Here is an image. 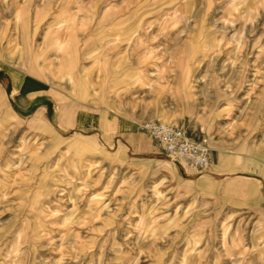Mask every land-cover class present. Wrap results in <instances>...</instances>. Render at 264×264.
<instances>
[{
    "label": "rangeland",
    "instance_id": "374dc122",
    "mask_svg": "<svg viewBox=\"0 0 264 264\" xmlns=\"http://www.w3.org/2000/svg\"><path fill=\"white\" fill-rule=\"evenodd\" d=\"M109 1L141 38L160 39L146 48L158 51L152 71L166 91L155 118L264 151V0ZM6 5L0 22L10 21ZM74 154L0 129V264H264L246 243L250 217L221 223L209 200L167 177L186 163L163 153L170 161L142 167L124 149L108 161Z\"/></svg>",
    "mask_w": 264,
    "mask_h": 264
},
{
    "label": "crops",
    "instance_id": "0c3cea01",
    "mask_svg": "<svg viewBox=\"0 0 264 264\" xmlns=\"http://www.w3.org/2000/svg\"><path fill=\"white\" fill-rule=\"evenodd\" d=\"M2 1V13L11 17L0 22L1 130L19 129L47 148L67 146L76 158L108 161L121 158L124 149L142 167L169 160L138 129L141 119L167 109L160 97L166 92L163 78L152 71L158 51L146 49H157L160 39L141 38L135 22L107 10L109 0ZM101 14L107 15L104 21ZM58 48L65 49L57 53ZM206 140L208 170L175 162L167 177L209 200L221 223L250 217L254 227L246 243L264 260V151L254 149L257 155Z\"/></svg>",
    "mask_w": 264,
    "mask_h": 264
},
{
    "label": "built area",
    "instance_id": "2783aa9c",
    "mask_svg": "<svg viewBox=\"0 0 264 264\" xmlns=\"http://www.w3.org/2000/svg\"><path fill=\"white\" fill-rule=\"evenodd\" d=\"M138 129L147 132L169 156L182 163L208 170L212 161L211 147L205 138L193 134L187 126L166 119H142Z\"/></svg>",
    "mask_w": 264,
    "mask_h": 264
}]
</instances>
